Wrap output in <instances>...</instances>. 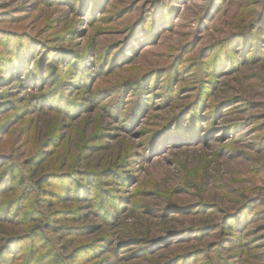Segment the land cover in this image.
Listing matches in <instances>:
<instances>
[{"label": "rangeland", "instance_id": "374dc122", "mask_svg": "<svg viewBox=\"0 0 264 264\" xmlns=\"http://www.w3.org/2000/svg\"><path fill=\"white\" fill-rule=\"evenodd\" d=\"M0 264H264V0H0Z\"/></svg>", "mask_w": 264, "mask_h": 264}]
</instances>
